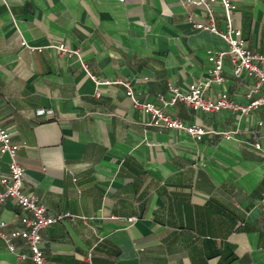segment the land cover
I'll return each mask as SVG.
<instances>
[{
  "label": "crops",
  "instance_id": "crops-1",
  "mask_svg": "<svg viewBox=\"0 0 264 264\" xmlns=\"http://www.w3.org/2000/svg\"><path fill=\"white\" fill-rule=\"evenodd\" d=\"M193 1L0 0V119L20 146L25 187L53 213L87 218L43 231L47 264H264L261 111L167 108L208 131L197 141L149 126L121 85L95 95L93 77L130 81L139 102L159 104L170 87L184 92L207 77L208 52L229 47L188 24L191 13L204 17ZM231 1L246 48L264 54V0ZM214 10L223 31L219 3ZM59 44L78 50L86 70L51 48ZM223 69L225 85L206 96L224 91L248 105L253 81L235 79L229 58ZM227 131L231 139L217 135ZM19 214L12 201L0 207L8 230ZM0 264L33 263L0 240Z\"/></svg>",
  "mask_w": 264,
  "mask_h": 264
},
{
  "label": "built area",
  "instance_id": "built-area-1",
  "mask_svg": "<svg viewBox=\"0 0 264 264\" xmlns=\"http://www.w3.org/2000/svg\"><path fill=\"white\" fill-rule=\"evenodd\" d=\"M194 4L205 6L204 17L197 19L192 13L187 16V22L195 30L209 32L218 35L223 39L229 49L227 52H208V60L211 68L207 77L191 85L187 91L170 87L169 98L160 96L158 102H139L135 98V92L130 81H112L109 79L96 80V96L102 95L101 87H111L121 85L125 87L126 97H128L133 108L151 117L149 126L178 130L186 132L193 139L200 141L208 133L200 126H190L186 123L172 118L166 109L178 103H184L195 111L208 114L231 111L241 115H248L252 111L259 110L264 120V54L246 48L242 32L236 27L235 14L237 6L231 0H194ZM220 4L223 10L225 30H219L216 26V12L214 6ZM22 46H27L25 41ZM60 56L68 58H78L82 67L86 66L82 61L78 50H73L66 44L51 46ZM229 58L232 64V73L235 79L246 78L253 81L252 89L246 94L248 105H242L233 101L230 96L222 91L216 98L206 96V93L215 86H224L226 78L224 76V60ZM234 132H219L217 135L225 139H231ZM256 149L260 150V145L256 144ZM20 146L13 143V134L0 119V154L8 157V173L0 176V183L3 191L0 192V207L12 201L20 209L19 225L8 230V223L0 221V240L4 241L9 252L17 255L19 259H30L33 264H47L44 250L41 248L43 241L42 233L54 224L64 221L76 222L77 220L87 221V218L75 216L69 212L55 214L48 210L41 197L28 191L24 184L25 170L19 161ZM22 242V247L27 250L22 252L18 242Z\"/></svg>",
  "mask_w": 264,
  "mask_h": 264
}]
</instances>
